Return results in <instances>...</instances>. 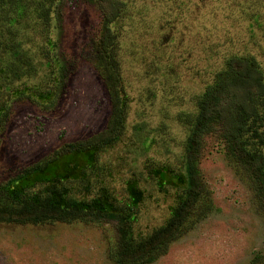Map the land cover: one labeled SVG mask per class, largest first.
<instances>
[{"label":"trees","instance_id":"obj_1","mask_svg":"<svg viewBox=\"0 0 264 264\" xmlns=\"http://www.w3.org/2000/svg\"><path fill=\"white\" fill-rule=\"evenodd\" d=\"M76 1L97 6L102 16L92 61L110 94V119L101 133L64 144L0 184V225H112L118 236L109 252L114 264H155L213 210L201 170L211 137L247 178L264 218V67L250 53L224 56L208 77L196 69L204 87L190 98L191 109L172 113L170 107L185 102L176 96L154 127L144 120L129 129L130 65L147 79L150 105L159 91L170 95L178 83L179 65L167 52L176 45L167 33L169 0H0V140L15 103L27 100L52 112L64 98L71 72L55 33ZM146 146L165 150L169 158L146 160L142 172L128 169L131 149ZM149 187L171 204L161 225L143 231ZM249 264H264V254Z\"/></svg>","mask_w":264,"mask_h":264},{"label":"rangeland","instance_id":"obj_2","mask_svg":"<svg viewBox=\"0 0 264 264\" xmlns=\"http://www.w3.org/2000/svg\"><path fill=\"white\" fill-rule=\"evenodd\" d=\"M174 2L169 0L166 12L170 23L167 33L175 37L176 45L167 52L179 65L178 83L170 95L158 87L160 93L150 105L145 93L147 79L137 65H130L126 72L133 100L130 131L144 120L152 127L158 124L162 109L176 96H183L185 102L183 107H170L172 113L191 109L190 98L204 87L194 76L196 69L208 77L230 53H250L264 67V0ZM257 18L259 22L254 23ZM102 27L97 6L76 1L64 10L55 37L70 66L67 92L52 112L27 100L14 104L0 140V184L64 144L86 140L106 129L111 115L110 94L92 61V45ZM167 158L160 148H132L127 168L142 172L146 160ZM201 170L213 210L155 264H249L255 255L264 254V218L257 210L250 183L216 137L205 143ZM147 191L150 197L142 206L139 224L143 231L161 225L171 204L170 198L154 188ZM117 239L112 225H0V264H114L109 252Z\"/></svg>","mask_w":264,"mask_h":264}]
</instances>
